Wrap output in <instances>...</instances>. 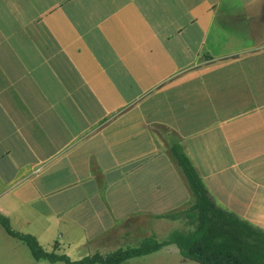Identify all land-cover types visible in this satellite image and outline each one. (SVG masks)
Returning a JSON list of instances; mask_svg holds the SVG:
<instances>
[{
    "label": "crops",
    "instance_id": "crops-1",
    "mask_svg": "<svg viewBox=\"0 0 264 264\" xmlns=\"http://www.w3.org/2000/svg\"><path fill=\"white\" fill-rule=\"evenodd\" d=\"M176 1L28 0L19 36L2 35L0 213L14 230L74 246L101 237L102 215L181 214L194 196L173 142L216 205L264 229V0H187L186 22L158 30Z\"/></svg>",
    "mask_w": 264,
    "mask_h": 264
},
{
    "label": "trees",
    "instance_id": "trees-1",
    "mask_svg": "<svg viewBox=\"0 0 264 264\" xmlns=\"http://www.w3.org/2000/svg\"><path fill=\"white\" fill-rule=\"evenodd\" d=\"M169 150L194 196V202L183 213L188 224L194 225V229L188 232L175 230L166 240L145 238L136 247L117 248L105 255L95 252L71 260L64 253L44 250L34 235L14 230L9 219L1 213L0 224L10 236L21 240L36 260L43 258L65 264H119L174 244L183 258L198 264H264V229L216 205L181 146L173 142ZM169 216L172 218L175 215Z\"/></svg>",
    "mask_w": 264,
    "mask_h": 264
},
{
    "label": "rangeland",
    "instance_id": "rangeland-1",
    "mask_svg": "<svg viewBox=\"0 0 264 264\" xmlns=\"http://www.w3.org/2000/svg\"><path fill=\"white\" fill-rule=\"evenodd\" d=\"M50 2L51 0H32V5L38 11L40 7L46 6ZM186 2L187 0H185L184 3L176 1L175 3H173V6L169 5L167 9L166 6L162 4L161 7L164 9V12L160 13L158 11L161 14V18L158 25L157 26L155 25L157 29L158 30L162 29L164 32L169 30H175L176 25L174 23H171V20L173 19L174 20L178 19L179 25L182 24L183 22H186L187 15L184 13L186 7H183V5ZM27 3L28 0H0V24H3L4 21V29H2L1 31L0 28V38H2V35L5 34L12 39L17 38L19 36V32L17 31L20 28L18 22L19 20L24 22L25 19L27 18L26 15L28 10L30 11V9L27 7ZM19 6L25 8L26 11L21 9ZM144 13L147 16H153L156 13V10L154 7H147ZM1 17L3 21H1ZM40 24L41 22L39 23L34 21L33 26L35 25L39 26ZM5 26H6V30H5ZM138 28H144V27H140L139 24L136 29ZM42 30L45 33L44 29H39L40 32ZM6 40L7 38L4 40L7 46H11L12 43H10V41H8L9 43H7ZM11 48L16 50L19 49L18 46H14V45ZM161 50L163 51V53L165 52V48ZM154 52L159 53L157 46ZM176 52L178 53L179 49L177 51L174 50V53ZM2 53H3V47L0 42V54ZM7 53L8 54L10 53V47H8ZM2 61L4 62L5 65L13 64L14 58L5 57L3 58ZM1 117L3 119V122L6 121L5 115H3L0 110V118ZM3 128L4 130H7L5 126ZM12 139L15 140V136ZM10 170L11 167L4 165L3 176L8 175V173H10L9 172ZM257 174L260 175L261 173L257 172ZM1 184L2 183L0 182V186ZM189 207L190 205L186 206L185 209ZM184 212L185 211H183L181 214L175 215L173 218H168L166 217V215H160L158 216V220H153V221H149L150 218H146L145 219L146 222L143 221L144 219L142 217L140 219L138 215H135L136 217L135 219L128 216V219L126 221L117 220L115 222L114 220V222L111 223V219L109 218V216L105 217L102 215L101 219L103 221V225H107V228L105 229V232L103 230L104 233L99 238L93 237L92 240H89L85 244L74 245V246H69L67 243H63V242H60L61 243L60 247H54V245H50L44 242L42 244L41 243L39 244L46 251H54L55 253L66 254L69 256L71 260H77L82 258L83 256L91 255L95 252L105 255L106 253H109L117 248L136 247L140 245L141 241H143V239L145 238H154L157 241H162L168 239L169 234L175 230H179L181 232H188L194 229V225L188 224L187 218L185 217V215H183ZM110 217H112V215ZM95 228L96 225L91 229L90 232H92V230ZM7 234L8 233L0 224V264H65L63 261L50 262L47 259H43V258H40L37 261L36 259L33 258V256L30 253V250L25 244H20L22 245V247L20 246L18 251H16L11 241L15 243V241L17 242V240H14L13 238H9ZM59 234H60L59 231L55 230L54 237L57 238V235ZM58 240L59 238H57V241ZM54 244L58 245L57 243ZM119 264H198V263L183 258L179 254L177 247L174 244H168L163 246L161 249L157 251L148 253L146 255L129 258L127 260L122 261Z\"/></svg>",
    "mask_w": 264,
    "mask_h": 264
}]
</instances>
